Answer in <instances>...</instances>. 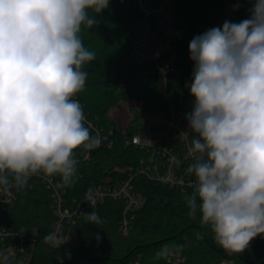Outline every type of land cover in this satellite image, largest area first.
Returning a JSON list of instances; mask_svg holds the SVG:
<instances>
[{"label": "clouds", "instance_id": "obj_1", "mask_svg": "<svg viewBox=\"0 0 264 264\" xmlns=\"http://www.w3.org/2000/svg\"><path fill=\"white\" fill-rule=\"evenodd\" d=\"M109 4L0 0V189L24 190L41 174L72 187L79 179L76 150L103 143L73 97L85 88L89 73L82 68L97 55L85 47L82 25L97 26ZM188 49L194 66L186 87L194 102L185 119L195 135L187 148L186 172L194 177L187 216H199L220 247L240 253L264 234V0H252L248 18L194 36ZM84 201L95 208L94 188ZM81 215L104 223L97 211ZM43 240L62 244L55 231ZM181 247L164 244L155 257L166 260ZM0 264H13L5 250Z\"/></svg>", "mask_w": 264, "mask_h": 264}, {"label": "trees", "instance_id": "obj_2", "mask_svg": "<svg viewBox=\"0 0 264 264\" xmlns=\"http://www.w3.org/2000/svg\"><path fill=\"white\" fill-rule=\"evenodd\" d=\"M161 1L148 0V3L154 8ZM169 7L172 14L171 39L179 54L177 69L187 93L185 101L191 111L194 97L186 84L192 82L194 65L189 58V42L209 28L222 27L223 23L218 20L223 17L231 18L235 23L248 18L252 0H171ZM90 15L94 14L90 12ZM142 16L135 0H110L109 7L96 19L98 24L110 22V27L115 24L109 35H118L119 43L114 46L97 30L92 29V32L83 25L80 34L85 47L97 55L95 61L82 68L89 75L85 88L73 99L96 116L102 125L117 132L122 128L109 113L119 102L130 104L132 119L125 127L130 133L138 129L141 116L169 110L160 95L162 81L155 67L137 63L130 53L132 39L128 42L127 37ZM173 80V87H178V81ZM143 158L147 159L146 153L123 145L110 150L95 149L90 162L80 161L76 184L66 187L70 198L79 199L89 187L107 180L115 182L127 178L130 173L133 175ZM32 182L33 189L28 187L18 191V199L7 216L10 227L39 231L33 264H167L169 257L166 260L155 257L164 244L181 245L175 252L183 254L185 264H222L230 260L238 264H264V234L254 238L243 252L228 253L215 242L210 226L200 223L199 216L195 221L188 218L185 196L190 195L193 188L182 191L136 174L133 185L143 196L144 203L128 214V234L120 229L124 216L123 202L107 199L95 208L88 206L84 212L97 211L104 223L90 224L82 216L74 226L67 228L66 234L70 230L76 232L80 241L77 248L67 245L51 248L43 240L50 233L55 219L51 194L40 179L35 178ZM69 254L71 259H67Z\"/></svg>", "mask_w": 264, "mask_h": 264}, {"label": "built area", "instance_id": "obj_3", "mask_svg": "<svg viewBox=\"0 0 264 264\" xmlns=\"http://www.w3.org/2000/svg\"><path fill=\"white\" fill-rule=\"evenodd\" d=\"M170 1L162 0L159 6L150 12L147 11V14L135 23L130 51L137 63L155 67L162 81L160 95L169 107L168 112L141 116L143 117L141 127L130 133L127 128H122L118 132L115 129L106 128L96 116L83 108L86 117L85 126L89 128L91 135H99L103 139L101 146L96 149L110 150L117 145H123L125 148H134L147 154V159L140 160V165L133 175L130 173L122 180L115 182L107 180L92 186L96 191V205L107 199L123 202L124 216L120 229L124 234L130 231L128 214L140 208L144 203L143 196L133 185L135 174L182 191L192 189L194 181V177L186 172L192 163L187 148L188 142L193 138V133L188 129L185 119L190 109L185 101L187 96L185 86L177 69L178 49L171 39ZM160 34L163 35L161 38H159ZM174 78L178 81L176 88L173 87ZM93 151L87 152L80 148L76 150V156L79 161L90 162ZM35 178L40 179L51 194V209L55 219L50 232H57L61 246L66 245L65 240L69 234V231L66 234L67 228L74 226L82 218L81 213H84L90 206L84 201L86 191L79 199L70 198L66 187L56 186L59 178H46L42 174L30 179V189L34 187L32 180ZM17 199V190L0 189V250L8 252L13 264H33L37 253L39 231L27 228L15 229L8 225L10 221L7 213L14 207ZM185 263V257L181 252H174L167 260V264ZM222 264L238 263L230 260Z\"/></svg>", "mask_w": 264, "mask_h": 264}, {"label": "rangeland", "instance_id": "obj_4", "mask_svg": "<svg viewBox=\"0 0 264 264\" xmlns=\"http://www.w3.org/2000/svg\"><path fill=\"white\" fill-rule=\"evenodd\" d=\"M160 4L161 3H159L157 6H159ZM135 5L137 6V8H139L142 11V13H143L142 17H144L147 14V11L150 12L151 10H153L157 7L156 6L154 8H151L149 6L148 0H135ZM225 20L232 22V19L228 18V17H223L222 19H219L218 22L224 23ZM161 25H162V23H161ZM161 25H160V27H161ZM114 27H115V24L113 25V27L112 26L110 27V22L109 23L104 22L102 24H97V26H95L92 29L97 30L98 33L100 35H102L103 38L105 37L104 39H106V41H108L111 44H113L114 46H116V44L119 43V41H117L118 40L117 37H119V36L117 35V37H114V33L112 36L109 35L110 32H112V30H114ZM92 29H91V31L93 32ZM156 29H158V28H156ZM129 108H130L129 103L119 102V103H117V105L115 107H113V109L109 113L110 117L117 123V125L120 128H125L128 125L129 121H131V119H132V116L129 112ZM142 122H143V117L140 118V121L138 123L139 128L141 127ZM65 243L67 246H69L71 248H77L80 245V241H79L77 234L74 230L69 231V234L65 240Z\"/></svg>", "mask_w": 264, "mask_h": 264}, {"label": "water", "instance_id": "obj_5", "mask_svg": "<svg viewBox=\"0 0 264 264\" xmlns=\"http://www.w3.org/2000/svg\"><path fill=\"white\" fill-rule=\"evenodd\" d=\"M163 35L162 34H160V36H159V38H161ZM131 40V35H129L128 37H127V41L129 42Z\"/></svg>", "mask_w": 264, "mask_h": 264}, {"label": "bare ground", "instance_id": "obj_6", "mask_svg": "<svg viewBox=\"0 0 264 264\" xmlns=\"http://www.w3.org/2000/svg\"><path fill=\"white\" fill-rule=\"evenodd\" d=\"M130 35H131V39H132V36H133V31H132V33H131Z\"/></svg>", "mask_w": 264, "mask_h": 264}]
</instances>
